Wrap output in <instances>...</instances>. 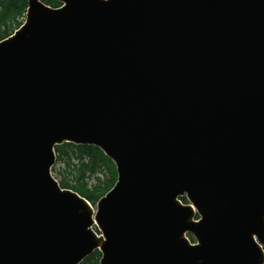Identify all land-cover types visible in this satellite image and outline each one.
Wrapping results in <instances>:
<instances>
[{
	"label": "water",
	"instance_id": "1",
	"mask_svg": "<svg viewBox=\"0 0 264 264\" xmlns=\"http://www.w3.org/2000/svg\"><path fill=\"white\" fill-rule=\"evenodd\" d=\"M59 1L0 42V264H264V0ZM63 143L116 167L94 216Z\"/></svg>",
	"mask_w": 264,
	"mask_h": 264
},
{
	"label": "trees",
	"instance_id": "2",
	"mask_svg": "<svg viewBox=\"0 0 264 264\" xmlns=\"http://www.w3.org/2000/svg\"><path fill=\"white\" fill-rule=\"evenodd\" d=\"M39 1L51 8H58L60 6L58 0ZM26 9L27 0H0V41L11 36L13 32L21 26ZM54 151L56 159L63 160L64 164L65 161H67L68 164L71 162L70 157L77 160L75 177L73 178V183H75V185H69V175L66 174L65 177L62 176V180L59 182L60 187L71 189L91 204H94L99 198L106 194L116 182L114 165L98 148L93 146L64 144L62 146H56ZM64 171L62 173H64ZM103 172H106L108 177L102 180L96 177ZM92 176H95L97 184L91 189H88L85 180ZM180 201L186 203L185 198H181ZM190 240L192 239L190 238ZM99 259L100 254L94 252L84 259L81 264H98Z\"/></svg>",
	"mask_w": 264,
	"mask_h": 264
},
{
	"label": "rangeland",
	"instance_id": "3",
	"mask_svg": "<svg viewBox=\"0 0 264 264\" xmlns=\"http://www.w3.org/2000/svg\"><path fill=\"white\" fill-rule=\"evenodd\" d=\"M70 158H71V162H69V164L67 161H65V164H64L63 160H58L57 162H55L54 167H53L54 171H53L52 175L57 181L62 180V176L65 177L66 174L69 175V178H68L69 182L68 183H69V185L74 186L75 183H73V178L75 177V168L77 165V160L75 158H72V157H70ZM63 171H64V173H62ZM96 177L102 180L108 176H107L106 172H103L102 174H98ZM85 183L87 184L88 189L89 188L91 189L93 186H95L97 184V182L95 180V176L87 178L85 180Z\"/></svg>",
	"mask_w": 264,
	"mask_h": 264
}]
</instances>
